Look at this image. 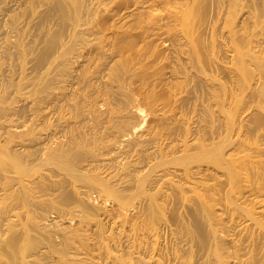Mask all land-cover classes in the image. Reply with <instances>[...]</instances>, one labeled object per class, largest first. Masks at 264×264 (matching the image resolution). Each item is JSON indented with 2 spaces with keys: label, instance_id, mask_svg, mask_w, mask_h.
Returning a JSON list of instances; mask_svg holds the SVG:
<instances>
[{
  "label": "bare ground",
  "instance_id": "obj_1",
  "mask_svg": "<svg viewBox=\"0 0 264 264\" xmlns=\"http://www.w3.org/2000/svg\"><path fill=\"white\" fill-rule=\"evenodd\" d=\"M0 264H264V0H0Z\"/></svg>",
  "mask_w": 264,
  "mask_h": 264
}]
</instances>
